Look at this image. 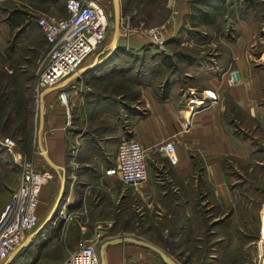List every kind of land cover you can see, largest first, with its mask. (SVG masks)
I'll return each mask as SVG.
<instances>
[{
    "label": "crops",
    "instance_id": "1",
    "mask_svg": "<svg viewBox=\"0 0 264 264\" xmlns=\"http://www.w3.org/2000/svg\"><path fill=\"white\" fill-rule=\"evenodd\" d=\"M45 2L22 3L32 13V3L41 12ZM186 3L179 4L182 14L187 11ZM180 20L175 15L166 26L165 49ZM31 28L26 25L24 33L14 37L9 24L0 21V54L7 42L11 47L8 61L0 56V66L13 63L26 69L40 62L41 45L46 42L35 39ZM143 37L140 34L133 39L142 44ZM212 41V49L217 41L228 49L225 67L188 66L187 86L172 87L165 95L140 87V103L128 115V134L123 126L114 125L115 116H106L113 108L105 106L111 101L103 92L114 81L115 71L114 62H102L108 52L85 59L84 65L60 83L36 93L38 106L39 101L43 104L41 145L60 168L53 170L59 188L61 176L65 178L60 208L79 222L87 240L99 242L98 253L105 264H162L156 250L177 264H209L223 251H231L224 257H233L232 264L254 261L255 240L264 234V198L254 184L258 179L251 176L254 166L264 164L263 154L254 144L257 135H264V64L256 62L264 57V37L257 40L250 30L248 40L238 28L229 38ZM180 44L194 45L191 40ZM214 50L216 59L222 58L218 49ZM234 71L238 78L230 83ZM188 90H196L198 95L202 90L214 91L219 99L204 109H194L188 103ZM60 91L67 94L69 120L58 98ZM184 121L189 122L187 126ZM78 128L80 135L75 132ZM117 138L134 139L146 148V179L135 187L116 176H105V170L116 161ZM165 140L175 145L174 164L158 149ZM52 184L56 185L55 181ZM49 192L48 183L41 187L39 203ZM257 202L258 208L252 209L251 204ZM227 211L230 223L224 226ZM251 211L256 216L255 228H251ZM251 235L256 239L251 240ZM121 238L122 242H117Z\"/></svg>",
    "mask_w": 264,
    "mask_h": 264
},
{
    "label": "trees",
    "instance_id": "2",
    "mask_svg": "<svg viewBox=\"0 0 264 264\" xmlns=\"http://www.w3.org/2000/svg\"><path fill=\"white\" fill-rule=\"evenodd\" d=\"M57 1L52 0L53 4ZM143 1L138 0L139 5L144 4ZM260 2L264 4V0H260ZM257 3L254 0H189L187 2V11L181 15L179 25L173 36L167 40L164 51L158 50L152 43L143 42L141 44V50L137 52L131 50L129 52L124 45L118 43L113 54L107 60L108 62H114L111 65L113 68L115 67L112 76L114 81H118V84L113 87L114 90L111 88L112 94L115 92L118 97L123 99L122 102H113L115 98L111 96L106 98L108 102L111 101L107 106L109 108L110 106L114 107L113 109H115L116 122H114V125L117 127L120 125L123 126L120 118L122 113L124 112L126 115H129L131 111L136 109L133 103L139 105L140 87H148L159 96L162 91V94L165 95L172 87L183 89L187 86L188 77L186 76V68L188 66H199L203 63L202 65L206 66L217 65L222 68L225 67L227 61L225 56L228 54V49L226 50L225 46L217 40L220 37L225 39L229 38L230 34L239 28L237 23L242 20L241 18L247 12H250L253 18L255 17L254 27L255 30L257 29L258 37V33L264 34V24H261L264 21V11L259 12ZM6 9L5 7L3 12H7V15L3 18L0 16V21H5L9 24L11 36H21L24 33L23 28L26 25H30L32 28L36 26L41 31L37 25L38 17H34L24 6L14 5L10 12ZM64 11V16H66L65 4ZM43 38L45 40L44 35ZM213 39L218 42L215 43L214 49H218L217 51H219L222 58L218 54L219 59H216L215 54L208 52L211 50L209 46H211ZM185 40L193 41V47H188L187 45L182 46L180 42ZM45 42L49 47L46 40ZM12 45L13 42L11 43ZM10 49L11 47H7L0 54L3 60L8 61L10 58ZM203 50H206V52ZM125 54H131L129 55L131 57L130 59L125 58L126 60L124 61H127V64L120 67L117 61L122 59V56ZM29 73L30 66L26 69H22L13 63L12 65L0 66V137H13L19 147L25 152H30L34 149V134L38 123L37 117H34V114H36V92L34 91V86L31 84L32 80L29 77ZM110 98L111 100H109ZM127 130L128 127L123 126L124 134H128V132L126 133ZM78 131L79 128L75 130V132ZM261 135V143L258 144L254 140V144L255 148L262 152L264 160V135L262 133ZM2 151L7 152L5 147L0 144V157L3 153ZM47 166L50 168L48 164ZM245 174L247 173L245 172ZM251 176L254 178L253 180L258 179V183L254 184L259 186V193L264 198V164L262 166H254V171ZM259 205L260 202L252 203L250 207L257 209ZM229 215L230 211H227L224 215V226L230 223ZM56 217L57 213L34 236L28 245L19 251L11 264H18L14 262L16 259H22L23 263L32 259L35 263V259H37V255L40 253L43 245L42 243L50 238L52 233L59 228V225L57 226L58 228L55 226L56 220H60ZM250 222L251 228H255L256 216L253 211L250 212ZM72 224L76 228V232L80 234L79 222L72 221ZM209 227L208 225L207 228ZM226 231L227 229L224 228V233ZM206 238H208V234ZM250 239H256V236L251 235ZM228 254H231V251H223L215 261L209 264H232L233 257H224ZM202 255H206V252L202 253ZM178 261L183 263L179 258Z\"/></svg>",
    "mask_w": 264,
    "mask_h": 264
},
{
    "label": "built area",
    "instance_id": "3",
    "mask_svg": "<svg viewBox=\"0 0 264 264\" xmlns=\"http://www.w3.org/2000/svg\"><path fill=\"white\" fill-rule=\"evenodd\" d=\"M65 9L66 16L43 15L37 19V25L49 44L40 65L35 88L37 94L41 88L54 86L71 75L103 42L108 30L107 17L97 0H65ZM165 29L166 26H162L140 33L158 50L164 51ZM129 31L126 30V36ZM228 80L230 83L234 81L230 75ZM187 96L190 107L194 109H204L219 99V95L210 90H202L199 95L196 90H188ZM58 98L64 104L66 118L69 120L71 115L66 92L60 91ZM188 123L184 121L183 125L187 126ZM0 144L21 168L19 186L0 215V264H5L25 236L34 231L38 224L40 189L49 182L52 174L47 170L36 169L32 162L25 160L15 139L0 137ZM158 149L170 163H176L173 141H163ZM145 155L146 148L141 143L134 139H123L117 146L115 164L105 170V176H116L127 186L139 185L146 179ZM57 217L60 220L71 219L64 209H60ZM97 242L93 240L80 245L63 261L49 264H101ZM255 252V264H264L263 234L255 240ZM24 264H34V260L29 259Z\"/></svg>",
    "mask_w": 264,
    "mask_h": 264
},
{
    "label": "rangeland",
    "instance_id": "4",
    "mask_svg": "<svg viewBox=\"0 0 264 264\" xmlns=\"http://www.w3.org/2000/svg\"><path fill=\"white\" fill-rule=\"evenodd\" d=\"M100 6L102 7L107 20H108V30L106 33V36L103 40V42L92 52L90 56L86 58V60H90L93 58L96 54L99 55H105L110 47L109 43L112 37V29H113V4L112 0H97ZM182 1V2H181ZM188 2L189 0H144V4L139 5L138 0H119V9H120V27H119V32H120V37L118 39V42L121 44H124L126 49L129 50V52L134 51L137 52L141 50V43L139 41H134L135 39L134 36H138L141 33L144 32L145 30H149L151 28H157V27H162V26H168L173 19H175V15H178V18L181 19V11L179 10L180 3ZM25 0H0V16L3 18L7 15V12H3L4 8L6 7L7 11L10 12L12 9V6L20 5L21 7L24 6ZM29 2V1H28ZM254 2H258L257 6L259 7V12L264 11V4L260 2V0H254ZM23 4V5H22ZM64 4L65 0H58L55 4H53L52 0H47L44 3V8L39 12L36 10L34 7L33 3V10L32 14L34 17H40L43 15H51L54 17H63L65 15L64 11ZM187 7L188 4L186 3ZM25 7V6H24ZM262 9V10H261ZM174 12H177V14H174ZM132 18V21H131ZM242 20L237 23L239 25L240 31H243L248 40H250V30L252 31L253 35L255 38L261 39V36L264 37V34L258 33L259 37L257 35V29L255 30L254 27V22L255 17L253 18L250 15V12H247L246 15H244ZM264 24V21L261 23ZM126 30L129 31V35L126 36ZM32 34L35 39L37 40H42L43 35L42 32L34 26ZM132 38V40H131ZM145 42L144 43H151L149 42L146 37H143ZM8 40V39H7ZM143 42V41H142ZM153 44V43H152ZM154 45V44H153ZM256 45V44H255ZM6 47L9 46V43L7 42ZM155 46V45H154ZM257 46V45H256ZM255 46V51L257 47ZM156 47V46H155ZM208 47V46H205ZM211 47V50L208 52H212V54L215 53V50H212V45L209 46ZM48 45H41V50L43 51L42 57L40 59V62L38 64H32L30 66V75L29 77L31 78V84L34 86V91L37 86V80H38V74L40 71V65L45 57L47 51H48ZM157 48V47H156ZM177 48V47H176ZM249 53H250V46L247 48ZM3 52L6 50L5 48H2ZM206 52V50H203ZM131 54H125L122 56V59L118 60L117 62L119 63V66H125L127 64V61L125 58H129ZM263 59L260 60L259 58L257 59V63L260 62L264 64V57ZM85 60V61H86ZM82 62L81 66L84 65L86 62ZM193 70H191L192 72ZM118 84V81L110 82L107 91L103 92L107 94L108 96H111L114 99L113 102H122L123 99L121 97H117L115 92L112 94V89L114 86ZM112 88V89H111ZM114 90V89H113ZM36 92V91H35ZM116 95V96H115ZM117 97V98H116ZM106 99V98H105ZM111 100V98L109 99ZM102 101V100H101ZM105 106L107 107L106 103H104ZM129 104V103H126ZM132 104V103H131ZM133 106H137L136 103H133ZM106 107H103V109H108ZM114 108V107H112ZM119 110V109H116ZM104 111V110H102ZM112 114L116 118V113L115 109L110 110L106 116L109 118V114ZM37 117V122H38V104L36 101V114H34V117ZM123 126L127 127L128 123L127 119H129V116L126 115L124 112L120 116ZM38 126V123H37ZM36 126V129H37ZM81 126V124H80ZM35 129V134L36 130ZM248 132H250V127L247 128ZM34 139V145H33V150L30 152H25L21 149V147L18 148L22 152L23 157L25 160L32 162L34 164V167L38 170L44 171L47 170L52 174V178L49 180L48 184L51 187V193L49 192V196L41 197L40 198V203H39V208H38V224L37 227L34 229V231L43 223V221L47 218V216L50 214L51 210L53 209L55 202L58 197V192H59V184H58V178L56 176V173L50 169L44 159L42 158L37 146H36V135ZM78 135H80V130L78 131ZM11 137V136H10ZM13 138V137H12ZM123 139V138H122ZM122 139L117 138L116 144L114 147L117 148L118 144L122 141ZM262 139V135L260 133L259 136H257L256 143L260 144V140ZM35 146V147H34ZM7 151V150H6ZM1 154L0 157V215L1 213L5 210L7 205L10 203L14 190L17 189L19 186L20 180H21V168L20 165L14 160L13 156L7 151ZM263 159V157H262ZM15 161V162H14ZM43 164V165H42ZM55 181L56 185H53L52 182ZM13 185V186H12ZM51 194V195H50ZM57 211V210H56ZM58 216V214H57ZM57 218V217H56ZM72 221H77L74 219H68V220H56V227L59 225V228L55 230L50 238H48L44 243H42V247L40 250V253L37 255V259H35L34 264H49L51 262H59L63 261L66 259L72 251H74L76 248H78L80 245L89 243V240H87L88 235L84 231L83 233H77L76 228L72 226ZM81 223V222H80ZM81 230V228H79ZM34 231L28 233L24 240L21 242L23 243H28L30 242L31 235L34 233ZM263 231H264V212H263ZM264 235V234H263ZM90 237V236H89ZM46 243V244H45ZM99 243V242H98ZM97 243V245H98ZM20 244V245H21ZM19 245V247H20ZM18 247V248H19ZM70 247V249H69ZM17 248V249H18ZM17 251V250H16ZM15 251V252H16ZM14 252V254H15ZM13 254V255H14ZM254 256L256 257V253L254 252ZM12 255V256H13ZM17 256V254H16ZM254 257V259H255ZM15 258V257H14ZM13 258V259H14ZM14 262H17L18 264H24L22 259H16ZM252 264H255L254 261H252Z\"/></svg>",
    "mask_w": 264,
    "mask_h": 264
},
{
    "label": "water",
    "instance_id": "5",
    "mask_svg": "<svg viewBox=\"0 0 264 264\" xmlns=\"http://www.w3.org/2000/svg\"><path fill=\"white\" fill-rule=\"evenodd\" d=\"M112 4H113V29H112L113 31H112V37H111V40H110V43H109L110 49H109L108 53L102 59V62H106L110 58V56L113 54L114 50L116 49V47L118 45V39L120 37V32H119V27H120L119 0H112ZM95 65H96V63H95ZM92 66H94V65H92ZM92 66H90V67H92ZM90 67H87V68H90ZM87 68L84 67L83 70H85ZM231 78H232V80L235 81L238 78V74L235 71L232 72L231 73ZM42 124H43V104H42L41 101H39V106H38V127H37V131H36V145H37V148H38L42 158L46 162V164H48L52 170L58 171L60 169L59 166H57L56 164H54L51 161V159L49 158V156L47 155L46 151L44 150V148L41 145L39 136H40V132H41V129H42ZM64 187H65V178H64V176H61L60 188H59L58 197H57V200L55 202V205H54L53 209L51 210L50 214L47 216V218L43 221V223L31 235L30 241L34 238V236L36 234H38L45 227V225L49 222V220H51L56 215V213L58 214V212L60 211V209H61L60 207H61V204L63 202L62 198H63L64 193H65ZM117 242H122V238L119 239V241H117ZM29 243L30 242L21 244L20 247L15 252V254L13 256H11V258L5 264H11L13 258L16 256V254L23 247L27 246ZM105 245H106V243H103L102 246L100 247L101 255L103 253V248H104ZM156 252H158L160 257L162 258L163 263H165V264H177L165 252H163L161 250H156ZM100 262H101V264H105V262H104L102 257H101Z\"/></svg>",
    "mask_w": 264,
    "mask_h": 264
}]
</instances>
